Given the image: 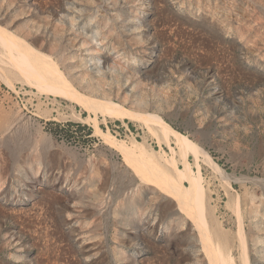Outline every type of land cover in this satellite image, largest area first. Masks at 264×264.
I'll use <instances>...</instances> for the list:
<instances>
[{"label":"rangeland","instance_id":"obj_1","mask_svg":"<svg viewBox=\"0 0 264 264\" xmlns=\"http://www.w3.org/2000/svg\"><path fill=\"white\" fill-rule=\"evenodd\" d=\"M0 23L137 113L89 114L0 57V264H208L194 219L111 144L133 139L196 161L211 234L264 264V0H0ZM148 113L197 151L160 149Z\"/></svg>","mask_w":264,"mask_h":264},{"label":"bare ground","instance_id":"obj_2","mask_svg":"<svg viewBox=\"0 0 264 264\" xmlns=\"http://www.w3.org/2000/svg\"><path fill=\"white\" fill-rule=\"evenodd\" d=\"M2 55L9 57L10 61L14 62V64L13 62L11 63L17 67L22 80L28 81L29 85L36 86L39 92H49L69 99L72 103L81 107L83 111L89 112V114L93 113L96 115L98 112H102V108L108 112L119 113L129 118L137 114L130 109L124 108L123 105L116 103V101L106 99V97H98L99 95H88L78 90L66 78L58 64L49 55L36 48L14 30L0 23V57ZM6 82L14 87L12 81L8 78ZM147 117L150 119L147 123V131L157 139L160 149L162 145H165L172 151H178L179 153L186 152L188 149L197 151L196 145L186 138L183 133L173 128L161 116L155 113H148ZM96 131L100 132L105 138L115 140L108 132H102L97 126ZM133 140L129 142L128 146L124 144L117 145L115 142H111V144L119 148L123 158L131 165V167H127L131 169L138 179L175 200L178 211L185 214L186 217L194 219L197 230H199L198 236L202 251L208 264H236V260L230 251L219 240H215L208 223L203 217V188L196 161L194 163L197 166V171H193L191 170V163L187 160L186 155H183L179 159L183 168H179L176 166L173 156H165L163 152L164 155H152L144 148L143 143ZM184 181H187L188 185H185ZM243 240L245 239L239 240V257H241L238 264H249Z\"/></svg>","mask_w":264,"mask_h":264},{"label":"crops","instance_id":"obj_3","mask_svg":"<svg viewBox=\"0 0 264 264\" xmlns=\"http://www.w3.org/2000/svg\"><path fill=\"white\" fill-rule=\"evenodd\" d=\"M2 110H3V108H2V106L0 105V112L2 113Z\"/></svg>","mask_w":264,"mask_h":264}]
</instances>
